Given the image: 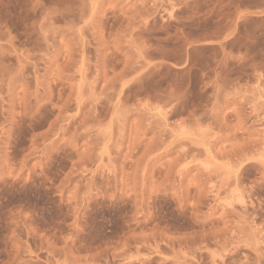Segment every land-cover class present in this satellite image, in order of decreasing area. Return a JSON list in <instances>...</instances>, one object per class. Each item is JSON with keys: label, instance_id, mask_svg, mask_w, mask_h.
Masks as SVG:
<instances>
[{"label": "rangeland", "instance_id": "1", "mask_svg": "<svg viewBox=\"0 0 264 264\" xmlns=\"http://www.w3.org/2000/svg\"><path fill=\"white\" fill-rule=\"evenodd\" d=\"M0 264H264V0H0Z\"/></svg>", "mask_w": 264, "mask_h": 264}]
</instances>
